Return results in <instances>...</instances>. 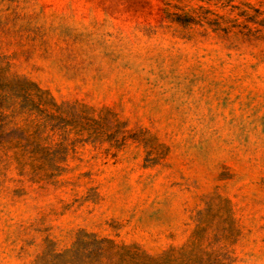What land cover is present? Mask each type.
<instances>
[{
  "label": "rangeland",
  "instance_id": "374dc122",
  "mask_svg": "<svg viewBox=\"0 0 264 264\" xmlns=\"http://www.w3.org/2000/svg\"><path fill=\"white\" fill-rule=\"evenodd\" d=\"M0 264H264V0H0Z\"/></svg>",
  "mask_w": 264,
  "mask_h": 264
}]
</instances>
